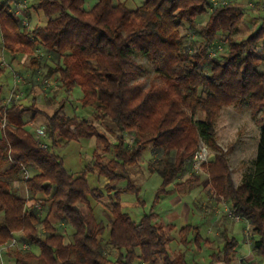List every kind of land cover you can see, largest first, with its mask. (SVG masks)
<instances>
[{"label": "trees", "instance_id": "1", "mask_svg": "<svg viewBox=\"0 0 264 264\" xmlns=\"http://www.w3.org/2000/svg\"><path fill=\"white\" fill-rule=\"evenodd\" d=\"M14 1L0 2V41L10 62L19 53L26 55L34 75L46 68L45 77H54L65 93L79 86L81 105L95 109L91 118H80L75 109L69 115L63 98L53 114H45L47 136H38L24 119L27 112L33 119L42 113L37 97L30 105H22L19 98L7 102L12 93L24 95L23 89L28 96L31 88L15 83L5 96L0 84V244L18 234V242L30 246L6 251L15 264H133L136 259L184 264L183 256L173 258L168 252L174 227L159 220L154 208L174 191L171 184L186 185L176 180L186 173L200 140L216 146L215 120L221 109L244 101L253 116L260 113L256 120L261 122L251 171L235 186L224 154L215 155L208 171L216 193L259 236L251 248L264 258V54L259 52V46L264 49V25L238 42L235 34L244 7L230 0L218 6L211 0H145L136 9H129L126 1L98 0L88 9L84 0H38L32 7L47 21L31 27L16 13ZM207 13L208 20L198 22ZM221 42L228 44L225 52L213 54L222 49ZM36 51L41 54L35 56ZM135 52L156 66L157 78L147 87L135 80L142 68ZM3 72L0 57V77ZM125 136L133 140L131 145ZM92 137L103 145V153H113L107 160L96 153L90 167L108 180L103 188H91L85 173H70L54 151L58 141L66 145ZM149 146L159 156L153 164L161 182L150 212L135 222L123 211L121 199L133 192L143 202L128 168L138 164ZM123 180L127 185L116 188ZM12 182L22 183L29 197L10 191ZM88 196L110 199L107 244L119 251L115 259L105 249V228ZM29 200L34 204L27 206ZM179 234L187 244L203 239L189 225ZM236 245L235 239L225 238L213 257L224 254L230 262Z\"/></svg>", "mask_w": 264, "mask_h": 264}, {"label": "rangeland", "instance_id": "2", "mask_svg": "<svg viewBox=\"0 0 264 264\" xmlns=\"http://www.w3.org/2000/svg\"><path fill=\"white\" fill-rule=\"evenodd\" d=\"M3 1V0H2ZM17 1L21 2L23 7H20L18 12H22L24 14V22H29L27 17L28 15H32L33 21L29 22V26H34L38 24H45L47 18L41 13H35V8L32 7L33 4H37L38 0H15L13 3ZM98 0H84V6L86 8H91ZM117 1H126L127 7L129 9H136L140 5L143 4L145 0H114ZM212 4L218 6L220 3L226 2L227 0H211ZM243 3H249L250 1L254 4L248 5V9L244 15V18L238 25V30L235 34V39L240 42V40L245 39L247 35L254 33L259 27L264 24V10L262 9V5L264 0H240ZM224 4V3H223ZM29 7V11L24 12L25 9ZM247 9V8H246ZM259 12L260 16L253 17L252 12ZM21 13V14H22ZM209 14H203L198 19H201V22H206L208 20ZM187 26V24H186ZM187 27H185V30ZM182 30L183 33L187 34V31ZM220 46L222 49H214V54L224 53L228 44L226 42H221ZM263 46H259V52L263 55ZM7 52V51H6ZM5 50L1 47L0 41V57L3 62L4 72L0 77V84L3 87V93L5 96H8L10 86L14 83H18L23 87H30V94L25 96L21 91H17L18 93H12L7 99H15L19 98L22 105H30L32 102L33 96L37 97V108L42 110V113H39L31 126L29 127L31 131L39 136L40 132L46 130L47 136V125H46V116L45 114H53L54 110L58 108L60 104V99H65V108L64 113L72 114L74 109L76 110V114L80 118H91L94 112V107L88 106L83 107L80 103V99L82 97V89L79 86H76L71 92L65 93L64 90H60L58 87L57 80L52 78H46L45 74L47 72L46 68L41 69L36 75H34L29 68L28 57L22 53H19L16 58L10 62L11 57L10 53H6ZM41 52L36 51L34 53L35 56H39ZM24 58V61H21ZM134 60L139 63L142 67L137 72L135 80L140 81L147 87L150 81L157 78L156 74V66L152 63V61L140 55L139 53H134ZM264 68V66H262ZM160 82L159 79H157ZM19 86V85H18ZM7 100V102H9ZM20 103V102H19ZM33 115L32 112H27L25 114V119H29ZM202 113L200 112L199 116ZM258 115L260 113L258 112ZM253 116L251 105L248 101H244L242 103L230 104L225 106L219 112L215 120V137H216V146L212 147L207 145L204 141L199 142L198 149H202L204 154H206L207 159L202 160L201 169L194 168V160L195 154L192 158L187 162V170L184 176L179 177L177 180L183 178V182H186V185L192 186L188 191V195L186 199L192 201L197 199L199 201L200 206L201 202H203L202 206L212 203L210 206L222 204L226 208L230 207L228 202L226 201L224 195L217 194L215 188L213 186L211 175L208 171L211 160L215 157L216 154H224L227 164L229 166V176L235 181H240L245 174H248L251 171L253 166V161L256 157V151L259 143V138L261 134V122H257V117ZM264 121V119L262 120ZM99 125V123H96ZM101 128V126L99 125ZM29 129V130H30ZM102 132L103 129L101 128ZM45 136V137H46ZM125 141L130 145L133 140L129 142V138L124 137ZM60 142L58 147L54 149V151L60 155L64 160L65 168L70 171L75 176L81 175L85 173L88 184L91 188H103L106 184V179L97 174L95 170H92L90 167L93 166V160L95 158L96 153H103L102 148L103 145L98 143L96 137H92L89 139H80L78 141H72L67 143L66 145H62V141ZM105 158L103 160H107L113 157L112 152L103 153ZM155 157L153 153V148L151 146L147 147L142 155L141 160L135 166H129L128 172L131 176V179L136 184L137 188L140 189L139 197H141L143 202H139L138 197L133 192H125L122 194V209L124 212L130 214L132 219L135 222H140L141 217L150 212V209L153 205L154 197L157 192V188L160 185L161 177L159 176L157 170H155L157 164H153L155 161ZM205 157V158H206ZM198 160V159H197ZM148 164L152 165V169H148ZM198 176V178H197ZM176 180V181H177ZM205 183V185H203ZM234 183V181H233ZM239 184H241L239 182ZM238 184V185H239ZM127 185V181L123 180L121 182H117L115 184L116 188H123ZM203 185V186H202ZM235 186H238L234 183ZM15 187L14 182L10 185V191L18 193L19 195H23L18 191L22 188V191L25 193V186L19 184ZM15 189V190H14ZM208 191V192H207ZM210 194V200L208 199ZM208 193V195L206 194ZM27 194V193H26ZM90 199V204L93 207V212L98 221L104 226L105 231L102 234V241L104 243L105 249L110 251L112 259H115L118 255L119 251L115 248L109 246L108 238H109V214H110V199L108 196H104L100 199L92 198L88 196ZM209 201H208V200ZM207 200V201H205ZM208 204V205H209ZM85 214L89 213V210L86 206H81ZM159 208V207H157ZM45 209L48 210V205H45ZM156 210V207L154 209ZM164 217V216H163ZM227 217H229L227 215ZM230 218V217H229ZM231 219V218H230ZM205 232V230H204ZM207 233V232H205ZM174 234V232H173ZM255 238L257 239L259 236L254 233ZM68 237L66 238V242L68 241ZM243 246V242L240 243ZM178 247V243L175 241L171 243L168 247V252L173 254L175 249ZM258 263L264 264V258L261 256H257ZM5 259V256H4ZM113 264V263H112ZM133 264H143L139 259H136Z\"/></svg>", "mask_w": 264, "mask_h": 264}, {"label": "crops", "instance_id": "3", "mask_svg": "<svg viewBox=\"0 0 264 264\" xmlns=\"http://www.w3.org/2000/svg\"><path fill=\"white\" fill-rule=\"evenodd\" d=\"M4 1L6 0L3 1L0 0V2H4ZM230 1L239 3L241 6L244 7L243 18L245 13L248 12L247 10L250 9L248 8V5L252 6V4H254L251 1L247 4L243 3L240 0H230ZM29 7L30 6H28L24 12L27 13ZM262 9L264 10V3L262 5ZM34 11L35 13L38 14L41 13L39 10H34ZM253 11L254 12H252L251 14L253 15V17L260 16L259 12H255V10ZM16 13L18 14V16L24 19V14L22 12H21L22 14L18 11ZM27 17L29 19V22L33 21L32 15H28L27 13ZM198 22H201V19H199ZM21 61H24V58ZM13 85H15V83ZM12 86H10V89L12 88ZM61 100L62 99H60V101ZM32 116L29 119H25L24 116L28 130L30 129L29 127L36 118L35 117L33 119ZM29 131H31V129ZM130 141L131 138H129V142ZM147 167L148 169H150L149 164ZM106 181L108 182L107 179ZM233 181L236 185H238L239 182L242 183L243 178L240 181H235V180ZM181 182H183V178L177 180V183H181ZM14 184L15 187L18 188L17 186H19V184L22 183L14 182ZM203 185H205V183H203ZM191 187L192 186L190 185L176 186L175 184H171L169 189L172 190L174 189V191H169L168 193L164 194L160 198L157 205L155 206L157 210L155 212L158 215V219L161 220L164 224L172 225L174 227L172 231L173 240L169 243V245L176 241L178 243V247L175 249L173 254L170 253L169 254L173 258L178 255L183 256L185 261L184 264H259L257 255L252 251L251 248V242L253 240H256V238L254 236V233L249 231L250 226L248 225V223L246 221H239V222L234 221L229 217H227L225 206L219 204L218 202H215L217 203V205L214 206H210L212 203H214L213 201H211L210 204L208 203L209 205L207 204L205 206H202L204 202L202 201L200 206L199 201H196L197 199L192 201L186 199L189 193L188 191L191 189ZM15 191L22 193L23 195H20L21 197H24L26 199L29 197V193L27 189L25 193L22 191V188L19 191L18 189H16ZM206 194L208 195V193ZM210 194L211 193L209 192V196H208L209 200H210L209 198ZM33 204H34V200L33 201L29 200L27 202V206H31ZM142 218L143 216L141 217V219ZM51 219L52 222H55V219L53 217ZM188 225L198 229V232L201 234L203 238L202 241H200V243L195 242V243L187 244L184 242V239L182 235L179 234V231ZM204 230L207 233H205ZM16 237L18 238L19 235L17 234ZM188 238L189 240L192 239V233H190ZM225 238H233L237 242V245L233 251V259L230 262H226L224 260L226 258L224 254L220 255L219 258L213 257L215 253L219 252L222 249L225 242ZM68 242L69 239L66 243ZM241 242H243V246L240 245ZM5 264H15V260L13 258H10L7 253H5Z\"/></svg>", "mask_w": 264, "mask_h": 264}, {"label": "built area", "instance_id": "4", "mask_svg": "<svg viewBox=\"0 0 264 264\" xmlns=\"http://www.w3.org/2000/svg\"><path fill=\"white\" fill-rule=\"evenodd\" d=\"M16 6L18 11L20 10V7H23L25 5H23L21 2L17 1L16 2ZM218 49H221V47H219ZM213 54L215 53L214 50L211 51ZM11 99H9L8 101H10ZM41 136L45 137L46 136V132L42 131L40 132ZM43 147H46L45 143H42ZM202 149L204 148H200L199 150H197L196 154H195V160H194V168L196 169H201V162L202 160H206V154H204V152L202 151ZM206 157V158H205ZM198 159V160H197ZM28 172L26 171V176H28ZM226 213L227 215L234 221H246L248 223V221L242 217L241 215L237 214L234 212V210L231 207L226 208ZM249 225V224H248ZM30 246L28 243H19L18 239L16 237H13L10 241H7L3 244H0V264H5V259H4V254L6 253V251L10 248H21V249H28Z\"/></svg>", "mask_w": 264, "mask_h": 264}]
</instances>
